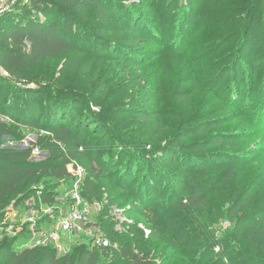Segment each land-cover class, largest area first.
I'll return each instance as SVG.
<instances>
[{
    "label": "rangeland",
    "instance_id": "374dc122",
    "mask_svg": "<svg viewBox=\"0 0 264 264\" xmlns=\"http://www.w3.org/2000/svg\"><path fill=\"white\" fill-rule=\"evenodd\" d=\"M29 1L21 0L14 14L2 19L3 31L31 18L54 19L44 13L38 17L27 13L24 6ZM148 1L115 0L143 29L136 37L121 30L116 19L106 22L90 11L78 19L75 50L19 69L10 85L54 90L48 96L51 100L42 93L36 96L43 113L38 123L49 119L52 109H59L68 120L75 115L100 127L99 138L92 141L90 136H82L90 145L91 159L79 158L87 178L98 184L95 197L105 204L100 215L105 218L102 225L111 248L98 254L100 262L264 264V236H260L264 219L235 235L237 219H241L239 226L255 223L264 211V8L252 14L238 8L253 2L252 10L257 6L255 0ZM239 59L241 67L236 70ZM235 100L239 104L233 105ZM212 121L217 126L208 134L199 132ZM191 127L196 133L186 136ZM14 132L1 148L27 150L46 136L38 128L15 127ZM214 135L223 141L206 151L212 158L191 150L192 143ZM134 152L168 177L175 202L163 189L151 209L140 210L114 189L100 160ZM50 155V147L40 146L31 164L41 165ZM174 156L181 157L182 163H173ZM196 172L202 175L195 178ZM196 183L209 191L206 205L191 211L186 207L185 211L202 222L184 224L179 218L177 223L187 235L177 241L167 230L177 211L168 217L154 216L163 215L174 203L185 205L183 201ZM32 188L54 193L55 203L45 210L55 215L68 210L70 186L65 181L45 175ZM116 197L123 200L114 201ZM16 205L9 202L2 216L0 212V244L10 241L9 249L20 252L30 225ZM238 207L232 220L230 214ZM38 221L50 222L44 212ZM225 222L230 223L229 228L223 227ZM207 233L214 237L213 245ZM72 241L67 252L57 257L69 254L71 264H76L79 249L88 242ZM228 244L231 249L226 251Z\"/></svg>",
    "mask_w": 264,
    "mask_h": 264
},
{
    "label": "trees",
    "instance_id": "16d2710c",
    "mask_svg": "<svg viewBox=\"0 0 264 264\" xmlns=\"http://www.w3.org/2000/svg\"><path fill=\"white\" fill-rule=\"evenodd\" d=\"M145 1L149 2L148 0ZM19 2L12 10L0 17V23L2 19L14 14L20 6ZM255 3L257 6L252 10L250 9L253 2L244 3L242 6H238V8L250 14L257 8L259 10L264 8V0H255ZM119 6L118 3H115V0H30L24 6V10L27 13L37 14V17L38 14L44 13L52 16L54 19L48 20L46 18L39 20L38 18H31L21 25L7 26L4 31L0 25V41L3 43V47L0 49V63L13 78L17 79L19 69L36 65L44 59L58 58L68 51L75 50L77 48V30H79L78 19L90 11H95L97 16L106 22L116 19L118 25L122 27L121 30L128 31L133 37H136L137 33L143 32V29H140V26H137L135 21L131 20V14L122 11ZM240 67L241 59L236 61L235 64L236 70ZM12 83L14 84V82L0 77V117L5 119V121L0 122L1 216L9 202H12L14 205L17 204V207H23L27 199L36 197L44 206L53 205L55 203L54 193L50 192L49 189L35 190L32 188V183L36 182L41 176L48 175L56 182L65 181L69 185L70 177L67 172V165L73 161L79 163V158L82 156L91 159L89 153L91 150L90 145L88 146L86 142L82 141V136H90V140L92 141L101 136L99 135L100 127L94 126L93 123H89L85 118H78L77 116L75 118V115L68 120L65 116L61 115L59 109H52L53 112L50 115L48 114L49 119L43 118L41 123H38L37 121L40 116H43V113H41L36 96L38 93H42L45 95L46 100H51L48 96H51L54 90L20 89L10 85ZM5 95L8 96L7 100L5 99ZM236 100L233 105L239 104L235 103L238 102ZM46 112L48 110L45 108ZM216 126L212 121L199 132L208 134L209 130ZM15 127L38 128L44 131L46 136L42 137L39 143L31 144V147L27 150H17L10 147L1 148L6 144V140L14 137ZM191 131H193L192 127L187 129L186 136H192L196 133ZM93 135H96V137H92ZM222 141L218 135L210 136L204 141L192 143L191 150L197 153L200 152L201 154H198V156L212 158L213 154L206 153V151L212 145L220 144ZM40 146L51 148L50 158L41 165H33L30 160L33 157L34 148L37 147L39 149ZM80 148H83L84 152H80ZM125 156L117 154L111 155L107 160H100L101 170L107 169V175L111 177L116 191L122 192L127 199L138 205L140 210L151 209L161 199L160 193L163 189L170 194V201L174 200L175 202L177 200L175 193L172 191L174 189L173 186L170 187L168 185L167 176L154 168L152 169L150 163L141 159L137 152ZM172 161L173 163L178 161L182 163L181 157L176 158L174 156ZM167 162L163 161L164 164ZM201 175V172H196L195 178ZM256 187H258V184ZM97 189V182L86 177L81 187V194L87 201H99L100 199L95 197L97 196ZM208 192L205 187L196 183L191 193L188 194L187 199H184L185 205L182 202L180 204L174 203L175 205L172 204L163 215L160 213L156 214L154 219L162 216L168 217L172 211H177L171 221V226L167 230L173 233L174 238L179 241V238L187 235V232H183L181 223H177V220L183 218L184 224H188L190 220H196L186 215V207L190 208V211L191 209H203L207 202ZM84 194L90 197L86 198ZM116 198L117 200L114 198V201L123 200V198ZM239 208L230 214L232 220L235 218V213ZM98 218V224L105 232L102 225V220L105 218H103V215H99ZM262 219H264V211L263 215L255 223L240 224L239 226L241 219H237L236 223H238L235 235L239 236L246 227L252 229L253 225ZM196 221H200V219ZM47 222L49 223V221ZM207 234L209 235L207 239L213 245L214 237L210 233ZM29 236L30 230L28 231V239ZM260 236L261 238L264 236V225L260 231ZM107 237L109 236L107 235ZM10 243V241H5L0 244V261H5L6 264L72 263V258L69 254L62 259L58 258V253L53 247L23 248L20 252H15L9 249ZM86 244L79 249L76 264H116L113 261H99L98 254L108 251L110 248L107 250H97L93 249L90 244ZM228 249H231L230 244L226 245V251ZM132 258L130 255L129 259Z\"/></svg>",
    "mask_w": 264,
    "mask_h": 264
},
{
    "label": "built area",
    "instance_id": "2783aa9c",
    "mask_svg": "<svg viewBox=\"0 0 264 264\" xmlns=\"http://www.w3.org/2000/svg\"><path fill=\"white\" fill-rule=\"evenodd\" d=\"M19 0H0V17L12 10ZM27 47L29 45L25 43ZM0 77L8 80L13 76L0 65ZM23 86V84H19ZM39 152L34 149L33 155ZM80 152H84L80 148ZM67 172L70 177V198L68 210H62L56 215L51 210H45L44 206L36 197L27 199L23 207H16L21 216L26 217V223L30 225V236L24 248L34 249L37 247H53L58 256L65 254L71 245L72 239H85L93 249L107 250L111 248V241L99 226L97 217L104 211L103 201H87L81 194V187L86 180V171L76 161L67 165ZM40 195V194H39ZM45 213L51 222L42 224L41 214ZM223 227L229 228L230 223H223ZM217 251L220 248L216 249Z\"/></svg>",
    "mask_w": 264,
    "mask_h": 264
}]
</instances>
